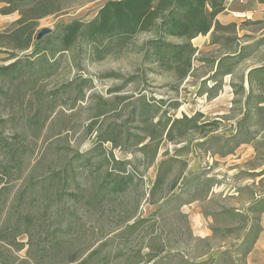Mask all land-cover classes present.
Returning <instances> with one entry per match:
<instances>
[{"label":"rangeland","instance_id":"374dc122","mask_svg":"<svg viewBox=\"0 0 264 264\" xmlns=\"http://www.w3.org/2000/svg\"><path fill=\"white\" fill-rule=\"evenodd\" d=\"M33 1L26 2L23 8L30 7ZM107 1L53 0L54 5L59 6L60 10L37 20L34 27L35 37L40 29H51L50 34L38 40L43 41L39 46L43 50L39 53L38 59L44 60L42 64L45 68L53 64L55 66L36 75L34 93L26 92L25 86L23 87L21 83L23 77L19 76L13 80L1 77L5 79V82L1 83L0 87L7 92L8 96L11 97L14 91L17 92L16 88L21 90L20 93L17 92L20 94L19 99H16L17 94H15L7 106L6 102L0 99V118L6 121L4 135L11 137L18 134L19 137H26V141L32 148V152L27 156L26 170L35 167V174L47 173L46 167L40 169L45 162H50L52 159L55 161L59 156L65 155L68 159L75 153L92 156L95 163L111 153L115 159L131 162V166L136 165L138 171H142L143 165L136 161L139 152H131L130 148L127 150V144L113 148L109 142L97 141L101 134L106 135L105 130L112 128L115 124H129L127 118L130 111L125 100L118 104V107H125L120 111L119 116L116 111H112L100 118H93L99 98L113 102L116 97H125L130 101L143 95L159 109V112L178 102L183 112L190 116L195 109L202 112L215 104L210 97H214L220 91L224 75L230 73L232 96L230 95V101H228V110L223 115L205 116L207 120L217 118L220 121L217 130L207 136L211 138L216 135L218 142L197 143L200 138L197 134H191L188 138H192V141L193 138L197 139L191 144H199L197 148L204 152V155L206 151L213 152L219 149L231 151V154L223 159L225 164L222 167H218L222 161L219 157L217 162L212 159V185L217 186V195L212 199L213 245L220 246L223 243L224 250L222 255L218 253L216 260L212 259V262L207 264H244L243 257L239 255L240 239L247 228L249 230L256 224L255 218L259 213L251 207L264 198V173H262L264 170V128L262 127L264 110L259 113L255 110L250 111L252 119L247 121L246 128L240 129L238 122L245 118L249 112L248 107L253 104L256 106L257 98H263L258 106L264 108V87L254 76L248 74L250 69L264 65V36L259 37L257 34L263 27L240 23L237 31L234 28V30L209 33L198 45L189 75L179 84L172 72L151 70V65L148 69L142 63L141 54L137 52V48L153 38L152 33L138 34L121 47L117 40L112 43L80 41L69 50L53 52L52 49L59 46L57 36L65 24L72 21L89 22ZM7 15L0 14V19L3 20L0 21V32H10L15 27L14 18L19 17L18 12ZM242 31L253 32L254 36L248 37ZM166 41L179 42L174 38H167ZM106 47L108 50L105 53ZM14 54L18 56L12 58L8 53L0 52V67L7 66L17 59L24 62L34 59L30 49L14 51ZM220 60L223 62L218 68ZM214 67L215 72L212 74ZM82 82L85 83L82 84ZM80 85L84 87V98L74 102L75 88ZM64 86H68L65 92H63ZM212 87L216 89L209 91ZM117 88L119 89L115 90ZM204 91H207V94L200 96L199 93ZM220 97L221 99L226 97L224 90ZM246 98L247 100L250 98L248 102ZM18 111L22 113V117H18ZM36 113L39 118L37 128L40 129V134L32 138L31 133L24 126H26V120ZM167 115L180 117L177 110H170ZM13 117H15L16 127L12 123ZM222 117L224 119H220ZM157 118L159 113L150 121L129 124L128 131L131 134L134 132L144 135L147 126L158 122ZM203 121L202 119L201 122ZM92 122L95 123L87 133L86 126ZM134 126H139L143 131H135ZM115 129L118 130L116 126ZM124 134L123 130L121 137ZM235 135L237 136L235 139L229 140V137ZM130 141H132L131 138ZM167 145L164 141L160 143V148L163 149ZM37 165H40L39 168ZM131 166L126 164L125 168L131 171ZM146 170L141 176L144 184L143 195L136 205V215H141L142 218L146 216V200L149 199L147 195L150 185L146 179L148 175ZM43 176L38 175L37 180ZM200 183L202 186L199 193L203 194L209 181L203 177ZM132 196L133 193H125L117 202L102 204L97 210L81 204L76 205L74 200H71L66 206L74 207L75 211L69 220L71 225L66 224L67 227L69 226L68 233L67 235L64 232L55 234L57 240L61 241L60 245L54 246L55 249L49 248V242L45 237L46 231L52 232L53 229L51 227L47 229L46 221L42 220L40 227L32 231L31 235L23 233L17 237V241L22 246L18 251L12 250L16 258L14 264H148L152 255L147 246L154 239L152 244L169 245L173 247L174 252L157 264H194L191 260L195 256L192 248L195 252H200L204 246L191 238L186 218L179 213V206L184 199L177 198L175 203L163 205L164 207L160 209L156 219L160 238L158 241L156 235L151 236L153 226L150 227L152 224L148 221L139 222L130 229L128 226L132 222L131 224L130 222L120 223V218L123 217L122 207L129 202L128 207L135 208V204L130 201ZM222 211L224 214L221 213ZM69 221L65 218L64 223ZM253 233L254 231L251 230L250 237ZM245 246L246 244L243 248ZM92 250L96 252L90 255ZM171 251L167 250L165 253ZM69 256L75 257L73 262L67 260Z\"/></svg>","mask_w":264,"mask_h":264},{"label":"trees","instance_id":"16d2710c","mask_svg":"<svg viewBox=\"0 0 264 264\" xmlns=\"http://www.w3.org/2000/svg\"><path fill=\"white\" fill-rule=\"evenodd\" d=\"M29 1L31 0H0L2 5L0 14L7 15L13 12L19 14V18L14 22L15 27L10 32H0V52H6L12 58H16L18 55L14 54V51L30 49L31 56L34 57V59L25 62L17 59L7 66L0 67V79L4 77L13 80L19 76L23 77L21 83L23 87L25 86L26 92L34 93L36 75L55 66L53 64V66L45 68L42 64L44 60L38 59L39 53L43 50L39 46L43 41L35 42L34 27L38 19L58 12L60 8L54 5L53 0H34L30 7L23 8V5ZM225 2L226 0H108L89 22L72 21L65 24L57 36L59 46L52 50L54 53L66 51L80 41L91 43L108 41L112 43L117 40L121 47L138 34L152 33L153 38L137 48V52L141 54L142 63L148 69L151 65V70L172 72L179 84L191 71L192 60L196 53V48L191 43L192 39L206 35L212 28L213 31L234 30V24L222 26L215 20V17L225 10ZM262 2L264 3V0ZM260 23L264 24V22H254V24ZM167 38H174L179 42L171 43L166 41ZM107 50L108 47H106L105 53ZM221 62L223 60L218 62V68L221 66ZM248 74L254 76L264 87V66L253 68ZM4 82L5 79L0 80V84ZM84 86L87 87L86 84ZM67 87L64 86L63 92ZM16 90L21 92L18 88ZM17 92L14 91L10 97L0 87V99H3L7 106ZM19 93L16 95V99L20 95ZM74 95V102L84 98L83 85L75 88ZM99 99L93 118H100L112 111H116L119 116L120 111L125 107H118V104L125 100H127L126 106L130 107L129 118H127L129 124L150 121L159 113L158 122L147 126L144 135L134 132L131 134L128 131L129 124L121 123L105 130L106 135L103 133L97 139V141L101 140L100 143H111L113 148L127 144V150L130 148L131 152H139L136 161L143 165L142 171H138L136 165L131 166V162L115 159L111 153L105 155L98 163L93 162L92 156L75 153L68 159L66 155L59 156L55 161L52 159L50 162H45L44 165H39L40 169L46 167L47 173L35 174V167L26 170L27 156L32 152L30 143L26 141V137H19L18 134L11 137L5 136L6 121L0 118V264L16 262L12 250L18 251L22 246L17 241V237L23 233L31 235L32 231L40 227L42 220L46 221L47 229L49 227L53 229L52 232L46 231L45 237L49 242V248L55 249L54 246L60 245L61 241L57 240L55 234L64 232L67 235L68 233L69 226L67 227L66 224L71 225L69 220L75 211L74 207L66 206L71 200H74L76 205L81 204L84 207L97 210L102 204L117 202L125 193H133L130 201L135 204V208L128 207V202L121 209L123 217L120 218V223L128 222L143 195L142 172L154 160L158 145L163 140L172 143L187 141L191 134L204 137L208 133L216 131L220 124L218 119L201 122L203 116L198 112L190 117L182 115L180 118H171L167 114L170 110H176L179 107L178 102L159 112V109L154 107L150 100L143 95L130 101L125 97H116L113 102ZM249 99L246 98V102ZM262 100L263 98L259 97L255 103L256 106L253 104L248 107L249 112L245 118L238 122L240 129L246 128L247 121L252 119L250 111L255 110L256 113H259L264 110L263 107L258 106ZM20 111L23 113L21 109ZM19 113L18 111V117H22V113ZM12 119L13 126L16 127L15 117ZM220 119H224V117ZM38 122L37 113L25 122L26 126L24 127L31 133L32 138L38 137L40 134V129L37 128ZM94 123L86 126L87 133L92 129ZM115 126L118 130L115 129ZM262 127L264 128V125ZM134 128L135 131H143L139 126H134ZM123 130L125 134L121 137ZM236 137V135L232 136L229 140ZM244 142L248 143L249 141ZM126 164L131 166V171L125 168ZM166 174L161 169L158 171L155 183L149 193L151 199H154V195L158 194V191L159 196L162 194L159 189ZM38 175L45 176L37 180ZM251 209L259 212L264 211V198L260 199ZM65 218L69 223H64ZM139 222L145 221L137 220L128 226V229L138 225ZM95 252L92 250L90 255ZM74 259V256L67 258L69 262H73Z\"/></svg>","mask_w":264,"mask_h":264},{"label":"crops","instance_id":"0c3cea01","mask_svg":"<svg viewBox=\"0 0 264 264\" xmlns=\"http://www.w3.org/2000/svg\"><path fill=\"white\" fill-rule=\"evenodd\" d=\"M1 6L2 5H0V7ZM18 18L19 17H15L14 22ZM215 20L222 26L234 24L236 31L239 28L240 23H248L246 25H250L254 24V22H264V3L262 2V0H226L225 10L222 13L218 14L215 17ZM0 21L3 20L0 19ZM256 25L263 27L257 32L259 37H263L264 24L260 23ZM211 32H213V28L206 35H200L192 39L191 43L193 47L196 48V52L198 51V45L201 43V41L205 40L204 38L207 37V35ZM261 32L263 33L261 34ZM242 33L248 37L254 36L253 32L242 31ZM258 39L259 38H257V40ZM214 72L215 67L212 74ZM247 73L248 71L246 72V74ZM229 75L230 73H226L224 75V80L220 91L216 93L214 97L210 98L215 102V104L209 106L202 112L195 109L190 116L198 112L203 116V122H208L212 119L207 120L205 119V116L223 115L224 113H226L229 108L228 101H230V95L232 96V87L230 84ZM214 89H216V87L210 88L209 91H213ZM223 90L226 97L221 99L220 96ZM199 94L200 96L206 95L207 91L201 92ZM176 110L179 112L180 117L182 115L190 117L188 114L183 112L180 105ZM211 133L212 132L208 134ZM208 134L204 137L199 135L200 138L198 140L199 142L197 143L218 142V137L216 135H213L211 138H207ZM194 140L197 139L193 138L192 141V138H188L187 141L179 143H172L163 140L162 142L166 141L168 144L167 146H164L163 149L160 148V144L158 145L154 160L150 163V165H148V169H145L147 171L146 175L148 173L146 179L149 181L150 185L147 195L149 199L146 200V216L142 218L141 215H136V207L134 214L128 220V222H130L129 224H131V222L133 224L134 221L137 220L150 222L152 224L150 225V227L153 226L151 236L156 235L157 240L159 241V228L158 222L156 220L158 217L157 214L165 205L175 203V200H177V198L182 200L184 199L183 202L181 201L182 203L179 206V213L186 218L191 238L204 246L203 250L200 252H195V249L192 248L195 255L191 258L192 263L207 264L212 262V259L216 260V258L218 257V253L219 255H222L224 250L222 248L223 243L220 246L213 245L214 233L212 232V199H214V196L217 195V186L216 184L212 185V159L213 161L217 162V159L219 157L222 161L220 162V165H218V167H222L225 164L223 159L226 155L231 154V151L219 149V151L217 150L213 152L206 151V155H204V152L197 148L199 144H191V142H194ZM160 169L161 171H165L167 173L165 176V180L159 189L162 194L159 196L158 191V194L154 195V199H151L149 193L155 183L157 173ZM214 174L217 175L216 172H214ZM203 177L207 179L209 183L206 184V187L203 185L205 187L204 193L200 194L199 190H201L200 187L202 186L200 180ZM143 185L144 184L142 182V187ZM221 213H223V211ZM258 213L259 214L256 215L255 218L256 224L253 225V227L251 226L249 230L247 228L245 233L241 236L238 246L241 247L239 255L243 257L244 264H264V211H258ZM251 230L254 231L252 237H250ZM154 241L155 239L152 240V243ZM152 243L147 246L152 255L150 260L148 261V264L161 263L164 258L174 253L173 247H169V245L163 246L160 243L154 245ZM244 244H246V246L243 248ZM167 250L172 251L169 253H165Z\"/></svg>","mask_w":264,"mask_h":264},{"label":"water","instance_id":"95a60500","mask_svg":"<svg viewBox=\"0 0 264 264\" xmlns=\"http://www.w3.org/2000/svg\"><path fill=\"white\" fill-rule=\"evenodd\" d=\"M51 33V29L50 28H42L40 29L35 37V40L38 41L40 40L43 36L48 35Z\"/></svg>","mask_w":264,"mask_h":264}]
</instances>
